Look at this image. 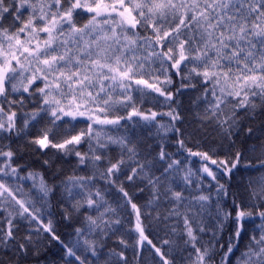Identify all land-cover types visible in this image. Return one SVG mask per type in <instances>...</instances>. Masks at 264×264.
<instances>
[{"label":"snow or ice","instance_id":"1","mask_svg":"<svg viewBox=\"0 0 264 264\" xmlns=\"http://www.w3.org/2000/svg\"><path fill=\"white\" fill-rule=\"evenodd\" d=\"M25 12L29 13L26 18ZM84 15L87 21L80 23ZM174 76L181 77L175 93L171 88ZM197 78L205 85L208 107L201 117V127L189 131L177 127L183 124V118L173 106L178 105L174 95L183 88H195L192 80ZM21 90L30 95L39 93L43 101L36 111L24 114V127L41 113L51 115L53 127L63 117H84L90 122L86 130L61 143L49 139L52 128L32 141L40 149L51 147L64 150L65 154L74 153L79 166L93 169L90 176L69 177L72 187L66 188L69 197H80L73 205L75 210L86 206L99 213L86 217L89 232L100 229V234L106 235L117 231L122 223L119 209L130 206L135 214V224L126 229L127 239L119 240L121 250H110L103 264H130L126 255L129 250L131 264H141L145 252L158 258L153 264H176L175 241L166 238L157 246L146 234L147 225L142 219L150 215L148 211L142 213V208L159 206L161 202L171 205L163 219L174 217L176 223L165 227H171L173 235L183 238L187 256L182 259L187 264H233L238 245L247 234L245 221L254 216H258L260 224L252 230L235 264H264V174L249 180L250 196L256 201L251 207L257 212L237 203L235 198L231 210L220 202L227 195L220 179L226 176L230 180L241 160L246 159L244 152L233 151L234 137L244 132L253 136V128L245 129L243 122L264 116V0H0V134L16 130L17 113L11 109L16 104L22 107L23 97L8 98ZM208 93L211 100L207 99ZM5 100L8 112L3 107ZM145 100L167 105L169 110L141 111L137 105ZM121 111L127 115H120ZM158 115L167 116L168 122H158ZM121 121L131 122L132 129L155 126L159 137L155 156L152 145L142 150L128 135L132 129ZM205 121L214 123L227 140L219 145L224 150L223 158L215 146L196 152L187 146L186 138L198 136ZM94 125L124 128L125 135L113 137L105 133L102 137ZM169 133L177 135L178 150L186 151L188 158H200V168L194 170L187 166L190 159H174V154L166 151ZM84 138L88 151L82 153L74 146ZM110 144L120 150L115 161L107 152ZM250 151L260 153L258 167H251L264 169V141L253 145ZM13 156L11 150L0 151V157H5L0 167V251L12 253L7 260L0 257V264H21L29 253L39 255L41 231L49 234V243L60 242L65 250V264H88L87 257L82 259L78 254L79 241L71 247L60 241L52 220L43 224L44 212L36 207L31 190L25 193L13 182V178L32 179L37 198L45 203L53 190L39 173L20 176L18 167L11 164ZM97 176L115 189L116 207L101 190H92ZM125 181L139 192L144 191L141 184L149 188L147 204L135 202V194L126 190ZM190 185L194 187L189 189ZM73 188L80 191L73 193ZM213 188L216 227L210 228L205 217L213 215ZM153 219H161L159 212ZM229 221L233 233L225 245L219 234ZM20 222L29 226L23 242L17 237ZM33 222L42 227L33 229ZM209 231L212 235L204 241L202 234ZM76 232L83 235L82 229ZM84 245L99 261L102 253L97 242L85 239ZM165 246L167 250L162 251Z\"/></svg>","mask_w":264,"mask_h":264},{"label":"trees","instance_id":"2","mask_svg":"<svg viewBox=\"0 0 264 264\" xmlns=\"http://www.w3.org/2000/svg\"><path fill=\"white\" fill-rule=\"evenodd\" d=\"M29 13L25 12V18ZM87 21V16L84 15L81 17L80 23H85ZM43 35V34H41ZM144 35V33H141ZM39 83V82H37ZM185 84L188 81H184ZM192 83L196 85L195 88L186 87L181 89L180 93L174 95V99L178 101V105H173L177 107V110L180 112L183 118V124H177V127L183 129H188L191 131L193 128H200L202 124L201 117L203 116L205 109L208 107L206 100L204 98V88L205 85L202 84L201 79L197 78L192 80ZM181 84V77L174 76L173 84L171 85L172 91L175 93L176 88H179ZM40 86H43L42 84ZM211 87V85H208ZM155 95V94H154ZM23 97V106L20 104L13 105L12 111L17 113L16 116V130L11 134L3 133L0 134V151L7 152L11 150L14 153V156L11 160L13 167H18L19 175L27 177L29 172L39 173L42 175L44 181L49 187L53 190L46 197V203L39 198L38 190L33 188L32 179L16 180L13 178L14 183H18L25 193H28L31 190L33 199H35L36 207L41 208L44 212V215L41 217L43 224H47L48 220L51 219L54 227V231L57 236H59L60 241L64 244L69 245L70 247L79 241L80 248L78 254L81 255L83 259L87 257L88 264H103V261L107 259L108 253L110 250L115 249L120 251L122 246L119 243L121 237L127 239L126 229L133 226L134 222V213L130 206H127L126 209H119L120 217L122 218L121 225L118 226V230L113 232H107L106 235L100 234V229H94L91 232L88 230V224L86 217L91 215L96 217L99 215L98 212L88 209L86 206L80 208L78 211L74 209L73 205L76 203L80 197H69L66 188L72 187L71 182L68 180L69 177L73 176H90L92 175L93 169L84 168V166H79L77 164L78 158L74 153L65 154L64 150L55 149L49 147L48 149H40L38 145L32 143L34 139L40 138L45 129L52 128V132L49 134V139L54 142L61 143L64 139L71 138L73 135H78L81 130H86L89 121L84 117H77L73 120L71 117H63L62 120L56 121V126L53 127L51 124L52 117L50 114L41 113L37 116L36 120H30L27 127H24L25 113H32L36 111L43 103L41 95L36 93L35 95H30L29 93L17 92L9 96L10 100H20ZM200 97V99H197ZM163 100V98H160ZM207 99L211 100V93H208ZM258 102V101H257ZM3 107L5 112H8V103L3 101ZM141 111L151 110L156 111L157 113L167 112L169 109L167 105L161 106L160 104L154 103L151 100H145L143 104L137 105ZM130 111V109H129ZM120 115H127V112L121 111ZM6 116L4 117V119ZM134 120H139V117H134ZM168 117L160 115L157 116L156 120L160 123H167ZM6 120V119H5ZM141 123H143L141 121ZM121 124H127L128 128L132 129V123L129 121H121ZM243 126L246 129L247 127H252L254 130L253 136H248L246 132L242 133L236 139V146L233 151L239 150L245 153L246 159H242L240 164L237 166L238 170H235V174L231 176L229 180L228 177H223L220 179L221 183H224L227 188V195L222 196L221 206L231 210L233 199L235 198L237 203H241L243 206L247 207L253 213L257 212L256 208L251 207L253 203H256L251 196L249 190V180H255L261 174H264V169L259 171L256 168L251 167L252 165L257 166L259 161L257 157L260 155L259 151L253 153L250 151L253 145L259 146L261 141H264V116H259L255 120H245ZM95 130L101 131L102 137L105 133L113 137L125 135L124 128H120L113 125H94ZM23 128V131H18ZM152 133L150 136L149 133ZM155 126L150 128H135L128 133L134 140L138 142V146L142 150H146L148 145H152V155L159 151V137L156 136ZM178 139L176 134L169 133L166 137V151L174 154V159H184L188 158V153L183 149L178 150V145L176 140ZM87 138L82 139V142L79 145H75L76 150L83 152L88 151V143L86 142ZM223 141L224 144L227 143L221 134L219 128H217L212 122H203L202 132L195 138H186V143L188 148H191L193 152L196 151H206L209 147L215 146L218 148L219 157H224V150L219 148V145ZM93 146H95V141H92ZM69 148L73 147L72 145L68 146ZM119 147L117 145H109L107 152L110 157L115 161L119 157ZM145 154L144 151L141 152V156ZM5 157H0V167H3L2 161ZM190 164L187 166L192 167L194 170L200 168L198 163L199 157H190ZM45 161H48L45 164ZM156 175H159V172H156ZM181 176L183 173L180 174ZM121 179H124L121 177ZM179 181V177L177 178ZM195 179V177H193ZM39 177H37V182ZM214 183V182H213ZM180 186L183 187L182 181H180ZM205 187H207V181H205ZM92 190L97 189L101 190L105 198L112 204L113 207H116V191L114 188L109 187L105 181L99 176L96 177L93 185L91 186ZM140 187H144L143 192L137 191V188L130 186L129 182L125 181V188L130 193L135 194V202L138 205H145L150 199L151 193L148 187L141 184ZM189 189L194 186H188ZM179 190V188L177 189ZM80 191L78 188H73V193ZM213 191V208L212 216L205 217L208 227L215 228L216 221L213 218L215 215V189ZM188 193L185 192V195ZM171 205L167 202H161L159 206H150L147 209L142 208L141 212L148 211L149 216H142L143 222L146 227V234L149 235V238L153 240V243L160 245V241L163 239H172L175 241L173 245V256L175 258L176 264H187V262L182 259V257L187 256V252L183 251L184 243L183 238L180 235H173L171 232V227H165V225H172L176 223V218H171L167 221L163 217L167 214V210ZM67 210V211H65ZM103 211V208L100 209ZM157 212H159L161 219H153ZM105 219H108L106 216ZM182 221L179 222L180 227H182ZM260 224V219L258 216L252 217L250 220L245 221L244 227L247 230V234L243 235L238 247L239 251H236V257H239L241 252L245 250V245L248 243L249 235L252 230ZM5 227L7 225L5 224ZM42 227V225L33 222L32 228ZM82 229L83 235L78 236L76 229ZM29 226L27 222H20L19 231L17 233L18 241L23 242V238L28 234ZM233 233V226L231 222L225 224L223 231L219 234L220 242L222 244H227L229 236ZM203 240L207 241L212 233L209 231L207 234H202ZM36 239V237H33ZM89 241L95 240L97 245L102 253L100 260L96 261L95 257H92L90 252L86 251V246L84 245V240ZM50 236L48 233L41 231L40 234V243L39 255H33L29 253L27 259L23 260L21 264H65V250L58 241H51L49 243ZM167 246H165L162 251H166ZM12 253H4L0 251V257H3L7 260L11 257ZM126 255L129 258L130 264L132 261V252L129 250L126 252ZM236 257H233V264H235ZM170 259L172 257H169ZM71 259V258H67ZM154 256H150L148 252L144 253V259L141 261V264H153ZM217 261L219 256H217Z\"/></svg>","mask_w":264,"mask_h":264},{"label":"rangeland","instance_id":"3","mask_svg":"<svg viewBox=\"0 0 264 264\" xmlns=\"http://www.w3.org/2000/svg\"><path fill=\"white\" fill-rule=\"evenodd\" d=\"M6 119V118H5ZM134 222H135V214H134Z\"/></svg>","mask_w":264,"mask_h":264}]
</instances>
